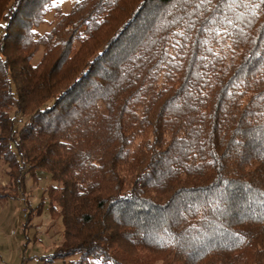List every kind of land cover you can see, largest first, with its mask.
I'll return each instance as SVG.
<instances>
[{"label":"trees","instance_id":"trees-1","mask_svg":"<svg viewBox=\"0 0 264 264\" xmlns=\"http://www.w3.org/2000/svg\"><path fill=\"white\" fill-rule=\"evenodd\" d=\"M0 166L45 262L264 264V0H0Z\"/></svg>","mask_w":264,"mask_h":264},{"label":"rangeland","instance_id":"rangeland-1","mask_svg":"<svg viewBox=\"0 0 264 264\" xmlns=\"http://www.w3.org/2000/svg\"><path fill=\"white\" fill-rule=\"evenodd\" d=\"M75 1L57 0L64 12H67ZM54 21V17L48 15L47 22L40 26L38 32L47 31ZM40 55L39 51L33 62H36ZM21 180L19 178V181ZM49 183L48 175L38 171L34 176H26L24 182H19L18 188H14V183L6 174L5 166H0L1 193L11 194L0 197V264H68L63 259L53 262L41 259L42 255L51 252L61 241L62 226L58 216L54 220L44 210L39 214L31 213L29 221L24 216L29 208L26 201L32 207L37 205L41 192L45 191ZM25 222H29L28 226H25Z\"/></svg>","mask_w":264,"mask_h":264}]
</instances>
